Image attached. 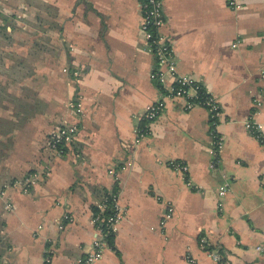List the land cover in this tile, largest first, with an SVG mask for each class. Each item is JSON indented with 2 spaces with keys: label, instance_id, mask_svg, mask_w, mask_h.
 Wrapping results in <instances>:
<instances>
[{
  "label": "crops",
  "instance_id": "obj_1",
  "mask_svg": "<svg viewBox=\"0 0 264 264\" xmlns=\"http://www.w3.org/2000/svg\"><path fill=\"white\" fill-rule=\"evenodd\" d=\"M161 4L158 31L171 40L176 71L219 104L215 151L206 109H182L183 98L164 97L132 143L139 113L163 96L149 77L156 65L139 0H0V186L48 163L27 190L8 186L0 195V264L44 256L76 264L95 235L91 206L108 187L125 212L95 264H186L187 251L197 264H219L199 236L230 264H264L253 249L264 243V147L243 126L251 113L264 130V0L239 9L224 0ZM60 122L77 130L56 154L45 138ZM166 201L172 214L160 227Z\"/></svg>",
  "mask_w": 264,
  "mask_h": 264
},
{
  "label": "built area",
  "instance_id": "obj_2",
  "mask_svg": "<svg viewBox=\"0 0 264 264\" xmlns=\"http://www.w3.org/2000/svg\"><path fill=\"white\" fill-rule=\"evenodd\" d=\"M225 5L230 9H239L243 5V0H224ZM140 22L139 29L145 39L147 48L152 53L155 60V68L150 70L149 77L157 82V86L163 96L148 103L139 113L140 122L133 128L132 143H137L149 130L148 123L162 110L164 106V97L169 99L183 98L184 104L182 109H188L193 105H199L206 109L209 120L210 150L215 151L220 143L221 137L215 131L216 120L220 115L219 104L213 94L205 89L202 84L193 77L186 74H179L176 71V62L171 48L170 38L158 31V28L165 21L161 0H139ZM74 110H78L75 107ZM243 126L251 133L258 142L264 147V130L262 124L252 118L249 113L243 120ZM75 123L60 122L51 129L45 138L46 148L56 154L62 153L72 143L76 133ZM170 166L175 169H185V166L179 161H169ZM48 163H42L33 169L25 172L21 177L11 179L0 186V195L3 189L8 186H18L23 191L27 190L35 182L39 181L47 174ZM113 178H116L115 169L111 166L107 170ZM227 190L225 183L217 188V195L222 197ZM217 205H221V200L217 201ZM2 206L6 209L12 208L10 201L3 200ZM99 212L109 209L110 212L105 214L95 213L90 215L95 235L90 241L89 248L79 256L76 264H95L101 256L103 250L108 247L105 241V235L113 232L117 224L122 219L125 212L123 205L118 202V190L116 187H108L101 193L99 200L95 203ZM172 205L166 201L163 210L159 216L158 224L161 227L166 219L172 214ZM69 219V215H64ZM61 226V223L58 224ZM201 247L207 244L204 236L198 237ZM257 253L264 254V243H257L253 246ZM207 254L211 259L219 264H230L228 259L223 257L219 250L211 248L207 250ZM184 258L186 264H197L195 257L190 252H185ZM41 264H49V257L44 256Z\"/></svg>",
  "mask_w": 264,
  "mask_h": 264
},
{
  "label": "trees",
  "instance_id": "obj_3",
  "mask_svg": "<svg viewBox=\"0 0 264 264\" xmlns=\"http://www.w3.org/2000/svg\"><path fill=\"white\" fill-rule=\"evenodd\" d=\"M110 212V210L109 209H104V210H102V211H100L99 212V209L95 206V205H92L91 206V214H95V213H100V214H107V213H109ZM112 236H113V232H109V233H107L106 235H105V241H106V243H107V245H108V247H110L111 246V241H112ZM205 249H209V248H211L212 247V245L211 244H209V243H207V244H204V246H203ZM213 248V247H212ZM218 249V248H217Z\"/></svg>",
  "mask_w": 264,
  "mask_h": 264
},
{
  "label": "rangeland",
  "instance_id": "obj_4",
  "mask_svg": "<svg viewBox=\"0 0 264 264\" xmlns=\"http://www.w3.org/2000/svg\"><path fill=\"white\" fill-rule=\"evenodd\" d=\"M38 17H39V16H38ZM38 17H37V18H38ZM40 36H41V37L47 36V38L50 39V36H49L48 34H40ZM31 50H35V49H34V48H31ZM38 50H39V48H38Z\"/></svg>",
  "mask_w": 264,
  "mask_h": 264
}]
</instances>
